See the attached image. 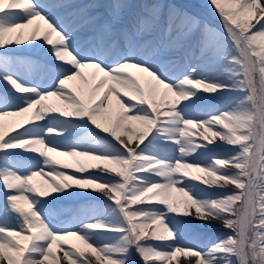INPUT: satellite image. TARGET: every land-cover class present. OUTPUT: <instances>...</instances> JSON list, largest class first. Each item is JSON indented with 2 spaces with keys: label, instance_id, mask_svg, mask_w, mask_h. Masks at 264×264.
I'll return each instance as SVG.
<instances>
[{
  "label": "snow or ice",
  "instance_id": "obj_1",
  "mask_svg": "<svg viewBox=\"0 0 264 264\" xmlns=\"http://www.w3.org/2000/svg\"><path fill=\"white\" fill-rule=\"evenodd\" d=\"M208 2L226 35L205 28L198 56L183 65L175 61L160 65L150 58L159 52L155 42L137 44L127 30L124 51L109 53L102 47L78 51L75 32L95 18L65 27L50 10L72 8L71 3L50 6L38 0H0V185L9 193L0 205V215L15 214L18 222V228L0 223V264H57L54 249L71 240L90 250L96 264H129L133 250L141 264H173L178 256L195 257V264H264V0ZM124 7L120 0H114L113 23L119 22ZM143 8L145 15L138 17L133 30L143 35L162 29L169 38L166 51L183 47V40L197 25L195 17L172 5L152 3ZM36 21L45 26L42 38L39 25L30 33L24 31ZM103 27L109 30L111 26L106 23ZM38 41L51 46V90L21 83L18 65L24 58L7 54L11 46L21 48ZM147 49L151 52L145 56ZM215 66H223L224 71L210 78L209 70ZM84 69L93 70L91 80ZM77 79L86 91L68 87ZM224 92L234 94L237 100L223 108L211 106L205 118H185L181 111V105L184 112L192 110L198 93ZM10 97L18 101L14 107H9ZM48 100L58 103H45ZM34 108L37 110L32 113ZM9 116L23 117L11 125L22 130L6 138L3 121ZM132 124L139 126L135 146L132 143L137 133L128 130ZM154 128L151 144L141 147ZM196 128L204 130L200 141L192 138L191 130ZM80 133L84 139L73 142ZM101 133H108L116 142ZM121 134L127 139H121ZM217 137L235 149L204 166L195 159L188 162V157L213 144ZM161 139L174 144L179 156L157 155ZM23 154L38 157L42 163ZM85 161H109L110 170L121 179L78 175L85 172ZM134 161L155 163H141L133 170ZM185 177L200 184L220 182V188L234 185L237 191L208 198L205 188L186 186ZM37 178H44V182L35 183ZM104 189V197L114 202L112 211L119 212L123 226L101 219L104 210L99 208L87 210L72 224L49 222L47 205L58 197L72 195L73 190ZM198 195L204 198L198 199ZM153 204L163 207H148ZM173 213L220 222L231 234L207 250L182 243L183 222L169 215ZM148 228L155 229L151 239L166 243H142ZM94 229L120 235L101 247L96 235L100 233L92 232ZM63 252L62 260L68 264H93L83 258L84 252L75 244Z\"/></svg>",
  "mask_w": 264,
  "mask_h": 264
},
{
  "label": "rangeland",
  "instance_id": "obj_2",
  "mask_svg": "<svg viewBox=\"0 0 264 264\" xmlns=\"http://www.w3.org/2000/svg\"><path fill=\"white\" fill-rule=\"evenodd\" d=\"M125 1H134V0H125ZM137 1V15L138 17L144 16V8L143 6L145 4H152V3H160L163 5H172L175 6L176 9L180 10L182 13H187L188 15L192 17H196L194 15H197V11H195L193 8H198L199 11L208 13L210 16H212L215 19L214 24L216 25H209L207 23L206 19L197 18V25L194 27L191 35L183 40V43L191 39L193 36H197L198 38H194V49L193 53H199V44L201 41V36L205 28H211L213 31H218L220 33H224L226 35L225 29L223 28L222 21L218 17V14L216 13L214 7L209 5L208 0H184L182 5H179V3L176 2V0H136ZM189 5V6H188ZM188 6V7H186ZM52 10L62 11V8H52ZM165 14L167 13V8H165ZM82 14H84V9L81 11ZM194 13V15H193ZM255 18H253L252 23H255ZM174 35H172V38ZM42 38V37H41ZM41 42V41H39ZM213 71L215 72L214 75L217 76L218 73H221L224 71L223 66H215L213 67ZM174 74V73H173ZM222 78V77H221ZM52 83H49L51 85ZM230 95V94H229ZM229 96H225L223 100L219 99L215 104L209 105L208 101L204 102L201 108L196 109L200 115L199 118H204L205 115H207V110L211 106H218V107H227L229 105L233 104V101L230 97V100L226 99ZM216 101V100H214ZM11 101L9 102V107H11ZM182 109V107H181ZM14 123L18 121V117L15 116H9L5 117L3 123L5 125L6 129V138L7 135L15 134V131L12 128L9 129L8 126H6L7 122ZM42 123V121H36ZM192 138L194 140L200 141V138L198 137L196 129H192ZM103 136H108L106 134H101ZM110 139L111 137L108 136ZM62 139V137L60 138ZM84 139V135H82L79 139L73 138V142H80ZM91 146V145H89ZM211 147L207 146L206 148H201L197 153H193L192 156L193 159L198 160L200 162V166H204L208 163H210L212 160L219 158L214 153L210 154ZM168 152V151H167ZM178 153V150L176 151ZM25 158H30L33 160H36L38 163H42V161L39 160L38 157H34L31 154H23ZM172 153L168 152V154L165 156L166 158H172ZM56 159H60L62 162L72 163V161L65 157H56ZM86 170L84 173H79L78 175H91L98 173L99 175H102L104 179H110V180H119L120 177L117 176L115 171H111V166L107 165L110 162L109 161H85ZM141 161H134L133 162V170L137 166H139ZM151 164V163H148ZM70 171H74V168ZM229 171H235L234 169H229ZM194 175H202L198 173H194ZM50 179V178H49ZM211 179V178H210ZM37 184H41L44 182V178H37L36 181H34ZM220 182H218L215 185H208V184H200L198 181H192L190 178H187L185 180V185H198L199 187L205 188V192L209 193L208 198H216L219 195H223L224 192H233L237 191L234 185L232 186H226L228 190H224V188H220L219 185ZM107 191L104 189L103 191H89V192H76L73 190L74 194L68 195L64 194L57 199L53 200L49 205H47V209L49 210V222L52 225H67L72 224L74 221L78 220L81 215L86 212L89 209L92 208H99L104 210V215H102L100 218L106 220L109 223H112L114 225L123 226V221L120 217V214L118 211H112L115 209V205L111 204L114 203L113 201H108L103 195V192ZM9 195V193L4 192L3 186L0 185V205L5 203L6 196ZM178 196V194H176ZM198 199L204 198L202 195L197 196ZM85 206V209H81V207ZM142 205H133L132 207H141ZM39 207V206H38ZM148 207H163L160 205H148ZM194 211V210H193ZM170 216H177L176 219H179L183 222V227H181L180 231L182 233V243H188L193 244L197 247H203L205 250H207L208 247L212 246V244H215L219 242L221 238H223L226 235H230V230L223 227V225H216L215 223L211 222H203L199 219L194 218L193 216L183 217L178 216L177 214H169ZM144 218H140V221H143ZM9 226H15L18 228V222L15 220V214L9 216ZM85 222H91V221H85ZM138 222V221H137ZM154 228H148L146 229V235L142 238V243H150V244H163L166 243L165 241H157L151 239V233L154 231ZM94 233H100L96 234L99 235L97 238V244L99 246H104V243L111 240L112 237H118L119 233H109L106 232L103 229H94L91 230ZM75 244L77 247H81L82 251L84 252V257L86 259H91L93 261V264H96L95 256L92 254V252L86 248H83L79 244L78 241L71 240L68 242V244H64L61 242L55 249L54 254L56 256L57 264H68L67 261L62 260V257L64 255L63 249L65 247H71V245ZM95 246V245H94ZM51 260V258H50ZM195 257H184V256H178L175 261H173V264H188V261H192L193 264H195ZM141 264L140 258L138 255H136L135 251L132 252V259L129 261V264ZM156 264H160L159 261L156 262Z\"/></svg>",
  "mask_w": 264,
  "mask_h": 264
},
{
  "label": "bare ground",
  "instance_id": "obj_3",
  "mask_svg": "<svg viewBox=\"0 0 264 264\" xmlns=\"http://www.w3.org/2000/svg\"><path fill=\"white\" fill-rule=\"evenodd\" d=\"M64 1L65 0H56V1L55 0H45V5H50V6L51 5H57V4L63 3ZM74 1H76V0H68V1L66 0L65 3H71L72 4ZM83 1L86 4H88V3H96L98 1L102 2L104 0H83ZM38 2L44 4V0H38ZM105 2L107 4L106 6H107L108 10L112 9V5L114 3V0L113 1L106 0ZM120 2L126 5V7H124L125 10H126V13H125L126 22L123 23V27L120 28V29H114V28L110 27L109 30H105L103 26L106 23L109 24L110 26L112 24V22L110 21V18L108 16H106V17H103L102 19H98L96 25L94 26V28H97V32L95 34H91L90 37L86 38V37L81 35L82 33L75 32V43H74V46L77 48L78 51H82L86 47H90L93 44H97L98 47H102L105 51H107L109 53L120 51V50H126V40H125V37H124V32L126 30L129 32L130 38H132V35H134V37L136 38V42L140 40L142 42H140L139 44H143L144 43V40L142 39V36L141 35H137L136 32L133 30V25L136 23V21L138 19L135 16L136 15L135 14L136 8L134 7L133 9H131L132 12H129V7L131 6V4H126V2H122L121 0H120ZM74 6L75 7H73V8H67V9L64 8L61 12L60 11H54V10H51V9L50 10L54 13V15L58 18V20L63 22L64 26H65L64 21L67 20L70 17L73 20V25H75L76 23H77V25H79L80 22L83 19H85V18H84V16L79 15V11H80L79 10L80 7H78L79 3H78V5H74ZM98 8L101 9V5ZM120 20L122 21V18ZM37 25H39L40 28H41V37H42L43 29L45 28V26H44L42 21H36L32 26L29 27V29H25L24 31L26 33H30L31 30L34 29ZM69 26L70 25H68V27ZM156 32L158 34H160V35L163 34V31L160 28H158L156 30ZM13 35H15V34H13ZM104 37H107V41L106 42H104ZM196 38H198V37H196ZM27 39H28V37L25 36V41L26 42H27ZM188 42L189 41H187L184 44V49L185 50L182 48V50H181L182 55H181V57L179 59H174V58L170 59V57H168V56L161 57L159 55L160 54V50H163L164 47H161V45L158 42H155L156 47L159 48V53L156 54V55L151 56L150 58H151L152 62L160 64V65H166V64H168V62L173 61V60H176L175 61L176 63H179V64L183 65L186 62H189V58L190 57H195V56L199 55V53H197V54L193 53L195 40L193 39V41H191L190 44H188ZM37 44H39V43H37ZM37 44L36 45H24L21 48H16L15 46H11V48L8 50V52H10V53H7V54L9 56H11V57L14 54V57L24 58V62L19 64V65H22V67L18 69V73H19L18 79L21 81V83H23V84H25L27 86L39 85L42 89L47 88V89L51 90V88H49V86L46 83L47 79L52 77L51 72L48 70L49 66L52 63V58L49 55V51L50 50L48 49L51 46L45 44L44 45L45 48L40 52V53H42L40 56H30V55H27V54L20 55V53H15V52H20L21 50H24V49H27V48H29V49L30 48H34V47L37 46ZM113 45H115L114 50H116V51L112 50L113 49ZM42 46H43V44H42ZM36 49L39 50L40 47H36ZM0 51H3V50H0ZM150 52H151V49H147V50L144 51V55L147 56ZM192 62L193 63L195 62L194 59L192 60ZM61 63H63V62H61ZM168 70L171 71V68H169ZM92 71H93L92 69H84L83 70L85 76L89 80H91ZM214 73L215 72L213 71V68L210 69L209 73H208L209 77L210 78L216 77L214 75ZM68 87L70 89H74V90H85L86 91V86L83 85L79 81V79L74 80V81H70L68 83ZM0 92L1 93L3 92L2 85H0ZM21 95H26V93H15V96H21ZM225 96H229V97L226 98V99H228V101L230 100V97H231L233 102L237 100V98H236V96L234 94L227 93V92L216 93V94L198 93L197 96L194 97V100L196 101V104H195V106H193L192 110H190L188 112H184L183 111L184 110V105H181V107H182L181 111L185 115V118H199L200 114L197 111H195V110L198 109V108H201L202 107L201 104H203L204 102L208 101L209 105H213L219 99L223 100V98H225ZM10 99L14 100L16 103L18 102L13 97H10ZM214 100H216V101H214ZM45 103H47V104H56L58 102L55 101V100H48ZM185 103L188 104L189 102H185ZM38 107L39 106H37V108ZM115 107H116V105H115V99H114L113 100L112 109L115 110ZM37 108H34L32 110L33 113L37 110ZM28 115H32V114L29 113ZM205 117H206V115L204 116V118ZM22 119H23V117H18V121H20ZM161 119H162V117H161ZM17 122L10 123L8 121L6 123V126H8V128L11 129L12 128L11 125L16 124ZM157 123L159 125V121ZM91 127L94 128V126H91ZM217 127H219V126H217ZM13 130H18L19 131V130H22V129L16 128V129H13ZM128 130L129 131H135L137 133L134 136L133 143H132V146H135V144L139 142V139H138L139 126L135 125V124H132V125L129 126ZM96 131H99V130H96ZM196 131H198L197 135L200 138L201 134L203 133L204 130L202 128H196ZM101 134L108 135V133H101ZM153 134H155V128L152 130V133L149 134L148 139H146L144 141L145 145L142 144L141 147H148L151 144L152 140L155 138L154 136L152 137ZM53 135H56V133H53ZM82 135H84V134L80 133V135L78 136V139ZM56 139L59 140L60 137H57ZM121 139L126 140L127 139V135L121 134ZM110 140L113 143L116 142L115 139L112 138V137L110 138ZM204 143H207V142L204 141ZM156 147H157V150H158L157 151V155H159V156L165 157L168 154V152L172 153V155H171V157L173 156L172 158H174V156H179V152L178 153L176 152L177 149L175 148V145L171 144L170 142H168L166 140L161 139V140L157 141ZM209 147H211V150L209 152L210 154L214 153L217 157H221V158L226 157L229 153H231L235 149L234 145L225 144L223 141L219 140L218 137L214 138L213 144L209 145ZM187 160H188V162H191L193 160V157H188ZM145 163H155V162L154 161H146ZM95 174L99 175L98 173H95ZM187 178L188 177H185V180ZM198 183H200V182L198 181ZM224 190L227 191L228 189L224 188ZM81 209H85V206L81 207ZM9 221H10L9 220V216L0 215V222L8 223ZM212 222L215 223L216 225H222V223L217 222V221H212Z\"/></svg>",
  "mask_w": 264,
  "mask_h": 264
}]
</instances>
